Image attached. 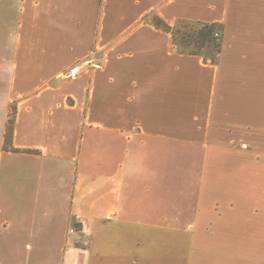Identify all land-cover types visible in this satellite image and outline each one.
<instances>
[{"label": "crops", "instance_id": "0c3cea01", "mask_svg": "<svg viewBox=\"0 0 264 264\" xmlns=\"http://www.w3.org/2000/svg\"><path fill=\"white\" fill-rule=\"evenodd\" d=\"M0 264H264V0H0Z\"/></svg>", "mask_w": 264, "mask_h": 264}, {"label": "trees", "instance_id": "16d2710c", "mask_svg": "<svg viewBox=\"0 0 264 264\" xmlns=\"http://www.w3.org/2000/svg\"><path fill=\"white\" fill-rule=\"evenodd\" d=\"M154 23L155 25L170 32L174 40L178 43L179 46L183 48L185 52L191 54L203 53V48H205V44L208 46V50H209L208 52H210L209 46L212 45L213 50H211L212 52H210L209 54H212L210 58L214 61L221 51L222 40H223V29H224L221 23L179 19L176 21L175 24L170 25L165 23L160 18H154ZM183 23L197 24L199 26L197 28V35L190 34V32L187 30H185V32L181 31L179 28L174 27V25L176 24H183ZM193 45L195 46L194 48H192ZM10 130L11 127L9 126V132Z\"/></svg>", "mask_w": 264, "mask_h": 264}, {"label": "rangeland", "instance_id": "374dc122", "mask_svg": "<svg viewBox=\"0 0 264 264\" xmlns=\"http://www.w3.org/2000/svg\"><path fill=\"white\" fill-rule=\"evenodd\" d=\"M187 24L188 23H183V24H176V25H174V27L175 28H179L181 31H184L185 32V30H187V31H189L190 32V34H194V35H197V28L199 27L197 24H188V26H187ZM186 33H188V32H186ZM188 40H189V37H188ZM187 40V41H188ZM195 46L193 45L192 46V48H194ZM188 48H191V47H188ZM188 48H186V49H188ZM209 48H210V52H212L211 50H213V47H212V45L211 46H209ZM212 48V49H211ZM209 50H208V46L205 44V48H203V53L206 55V56H209V57H211L212 56V54H209L210 52H208Z\"/></svg>", "mask_w": 264, "mask_h": 264}, {"label": "built area", "instance_id": "2783aa9c", "mask_svg": "<svg viewBox=\"0 0 264 264\" xmlns=\"http://www.w3.org/2000/svg\"><path fill=\"white\" fill-rule=\"evenodd\" d=\"M78 68H79L78 65H73V66H71V67L68 69V71H67V73H66V76H73V75H75V74L77 73V71H78Z\"/></svg>", "mask_w": 264, "mask_h": 264}]
</instances>
